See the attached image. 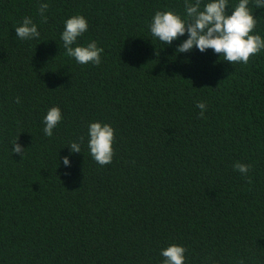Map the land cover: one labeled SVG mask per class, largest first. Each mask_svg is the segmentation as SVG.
Returning a JSON list of instances; mask_svg holds the SVG:
<instances>
[{
    "label": "trees",
    "instance_id": "obj_1",
    "mask_svg": "<svg viewBox=\"0 0 264 264\" xmlns=\"http://www.w3.org/2000/svg\"><path fill=\"white\" fill-rule=\"evenodd\" d=\"M40 2L0 0V264H160L171 243L186 264H264V51L232 65L153 38L155 11L183 12L184 0H48L46 21ZM250 6L264 36V9ZM74 14L89 21L80 43L104 48L98 66L64 54ZM24 16L40 41L16 37ZM57 105L64 120L47 137L42 117ZM96 120L116 129L103 166L86 148Z\"/></svg>",
    "mask_w": 264,
    "mask_h": 264
},
{
    "label": "clouds",
    "instance_id": "obj_2",
    "mask_svg": "<svg viewBox=\"0 0 264 264\" xmlns=\"http://www.w3.org/2000/svg\"><path fill=\"white\" fill-rule=\"evenodd\" d=\"M255 8L264 9V0H184L183 12L168 9L157 10L149 22V31L153 38L164 45H172L174 40L180 43L176 46L178 54L188 53L198 49L201 53L212 49L220 54L223 61L247 64L250 57L264 51V36L255 31L259 22L253 12ZM48 0H41L39 15L43 21L47 20L45 13L49 9ZM60 41L64 54L74 59L78 65H95L102 62L104 48L96 40H87L80 43L89 29V21L83 14H74L63 22ZM16 37L21 41H40L39 26L31 16H24L14 27ZM185 39H180L185 37ZM38 43L37 45H39ZM15 102H21L16 97ZM196 107L200 109L199 115L204 117L207 105L198 101ZM64 120L63 110L51 106L42 117L43 134L52 137L54 130ZM86 148L91 158L99 165L112 162L115 155L116 129L105 121H90L87 125ZM85 137L69 142V154L63 157L62 164L65 169L72 166V156L83 153ZM26 148L18 142L12 141V152L25 155ZM233 170L245 178L251 169L250 164L235 162ZM188 249L180 243H171L161 248L159 255L163 258L160 264H186Z\"/></svg>",
    "mask_w": 264,
    "mask_h": 264
}]
</instances>
